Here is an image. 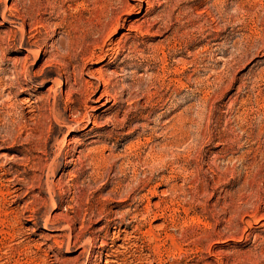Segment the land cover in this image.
I'll list each match as a JSON object with an SVG mask.
<instances>
[{"label": "rangeland", "instance_id": "1", "mask_svg": "<svg viewBox=\"0 0 264 264\" xmlns=\"http://www.w3.org/2000/svg\"><path fill=\"white\" fill-rule=\"evenodd\" d=\"M150 1L107 66L0 0V264H264V0Z\"/></svg>", "mask_w": 264, "mask_h": 264}, {"label": "bare ground", "instance_id": "2", "mask_svg": "<svg viewBox=\"0 0 264 264\" xmlns=\"http://www.w3.org/2000/svg\"><path fill=\"white\" fill-rule=\"evenodd\" d=\"M73 1L74 4L77 5L76 10H79V13L80 12L81 13L76 17L73 18L71 17L72 20L67 25L69 49L71 51H74L77 48H81L85 45L88 37L92 35H97L98 39L95 42L96 47L94 48V50L90 53L86 51L89 55L88 59L100 61L102 59L107 58L108 56L113 57L111 60H109L107 66L112 65L115 61L114 59L116 58V54H117V52H115L116 49L115 46L118 47L122 43L132 39V35L134 33H136V35L143 33L142 28L140 26H136L130 23L127 19L122 17V14L126 13V15L127 14L131 15L132 13L138 12L139 10H141V6L145 4L148 5L149 8L148 12H151L150 10L152 9L153 6L150 0H132L134 3L138 2L137 4H135V6L132 5L131 2L128 0H124V1L123 0H73ZM125 28L127 29L128 32L124 34L121 38L117 40L112 38L114 34L121 32ZM152 28H154V26H150L147 33H149ZM108 47H113V48L106 49ZM110 51H113L114 54L110 55L109 54ZM96 79L98 81V86L97 87L93 86L87 89L85 91V96H87V98H92L97 93L99 88L103 86L104 91L99 97L97 102L106 100V102L109 103L110 101L113 100L115 101L116 104L119 103L120 100L117 97L111 96L109 93V88L112 86V80L104 76L103 73H101L100 77ZM54 84L56 85V82H54ZM50 92H52V89ZM184 120L185 119L181 114L178 116V119L175 122L176 123L175 130H177L180 136L183 134L184 131V123H185ZM177 139L180 140V138ZM114 237H115L114 242L121 240L120 236L116 237V235H114ZM72 238L73 236L71 235L69 238L70 243L72 242ZM111 258L112 255L107 256V260L105 264H117V262L112 260Z\"/></svg>", "mask_w": 264, "mask_h": 264}]
</instances>
